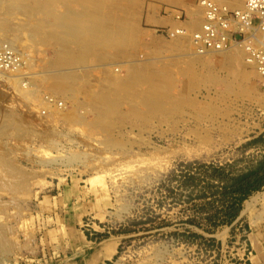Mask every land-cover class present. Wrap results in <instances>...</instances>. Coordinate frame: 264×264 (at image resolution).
Here are the masks:
<instances>
[{
    "label": "rangeland",
    "instance_id": "rangeland-1",
    "mask_svg": "<svg viewBox=\"0 0 264 264\" xmlns=\"http://www.w3.org/2000/svg\"><path fill=\"white\" fill-rule=\"evenodd\" d=\"M193 1L120 0L123 9L118 12L132 13L129 32L135 38L111 62L147 61L167 68L156 71L162 78L167 72L178 90L187 87L190 97L217 109L214 114L205 111L197 116L189 110L178 118L181 121L155 118L148 125L133 116L113 115L112 135L123 141L121 146L105 139L107 132L89 125L95 114L91 106L79 104L86 100L79 83L75 95L79 101L60 96L63 111L78 113L80 119L74 120L50 116L49 110L20 97L0 77V264H237L249 253L247 264L252 261L250 222L242 210L246 200L264 191V183L240 200L231 188L237 175L250 173L241 182L244 187L264 174L257 170L264 159V108L240 93L246 82L233 75L232 66L191 55L188 46L178 47L180 41L165 32L173 31L178 10L180 21L188 17ZM9 5L15 21L16 4ZM31 40L24 38L28 47L33 46L28 48L35 64L32 71L54 69L47 64L55 57L54 45L37 37ZM0 48L8 51L4 41ZM14 61L9 51L2 53L0 69ZM102 63L85 69L92 77L88 82L82 76L80 85L88 92L102 91L103 83L98 82L105 76L99 71ZM229 81L234 86L226 85L227 90ZM48 82L42 80L39 93L48 89ZM250 82L264 90L256 78ZM128 108L124 100L122 109ZM227 121L237 126L233 140L215 135L212 142H199L191 132L198 123L209 128ZM255 209L260 211V205Z\"/></svg>",
    "mask_w": 264,
    "mask_h": 264
},
{
    "label": "bare ground",
    "instance_id": "bare-ground-1",
    "mask_svg": "<svg viewBox=\"0 0 264 264\" xmlns=\"http://www.w3.org/2000/svg\"><path fill=\"white\" fill-rule=\"evenodd\" d=\"M13 1L17 9L15 21H12L10 18V11H13L9 9V4ZM69 2L75 3L78 6H70L68 4ZM119 4L120 0H0V42H6L8 51L15 58L11 66L0 69V77L9 82L18 91L20 97L38 102L46 110H49L51 112L50 116L61 115L60 118L62 119L74 120L78 119V113L76 114L75 111L71 112V110L63 111L65 106L62 101L63 98H60V96L70 98L75 103L77 100L75 95L78 92L77 86L79 83V87L82 90H86V100L85 102L84 100H77L80 102L78 103L82 108L84 106H91L92 114H95L92 122H89V125L96 129L100 128L103 132H107V136L104 138L106 139L108 137V141L116 145H121L123 141L120 143L119 138L117 139V136L112 135L113 115L120 119L123 116H133L140 124L148 125L155 118H159L160 121L176 122L178 118L180 119L183 116L185 111L189 110H193L197 116L205 111L214 114L215 109H210L207 102H198V99L195 100L190 97L189 91L186 92L188 90L187 87L178 90L175 86L176 84L174 85L172 81L173 77L170 75L172 77L170 78L171 81L168 79V76L166 77V74L168 75L166 71L165 77L162 78L156 69L167 68L162 67L160 64L162 68L159 65V68H156L153 63H148L147 61L139 65L131 64L130 62H116L118 65H114V62H111V59L118 57L117 55L125 53L124 46L134 41L135 38L129 32V18L132 17V13L130 15V11H125V16L121 15L118 12L119 8H121ZM210 4L218 7L220 12L224 11L228 14H220L221 18L228 23L227 27H223L218 21L209 18L208 7ZM104 7H107V9H104ZM228 8L234 9L230 10ZM122 9H120L121 12ZM124 10L129 9L124 7ZM235 12L246 14L244 16L245 19L242 18L240 20L234 14ZM255 13H257L255 10L248 8L247 0H194L188 11V17L184 21H180L178 18L181 15L178 16V10L176 18L173 19L174 23L171 25L173 31L168 30L165 32L175 42L180 41L176 42L178 47L185 48V46H188L191 50V55L199 59L212 58L218 64L224 63V66L225 64L232 66L233 69H231V72L233 75H236L246 82V84L244 83L245 86L241 85L242 88L241 86L239 87V89L241 88L240 93L247 95L253 105L256 104L264 108V90H259L258 86L250 82L251 78L254 77L258 81L257 85H264V60L260 63L259 56L257 55L264 50V27L259 24ZM21 20L23 21L20 22ZM205 24L214 26L216 35H223L229 38L230 43L212 47L204 46L201 41L196 39V34L203 32ZM36 37L49 44L52 43L55 47V57L47 61L48 66L54 67V69L44 73L32 71V69H35V64L33 62V53L28 48L33 46L28 47L30 44L28 43L29 45H26L24 43V38L35 40ZM112 48L114 51L117 50L116 54L108 53ZM0 49H2L0 55L7 51L3 48ZM104 60H107V62L102 63ZM205 60L207 62L209 59ZM94 63H102L100 64L101 70L99 71L105 76L103 78V75H99L102 77L98 81L103 83L99 86L102 91L92 93L88 92L87 87H82L80 82L83 80L82 76L88 82L91 80L90 78L92 76L90 77L89 70L85 69H92ZM115 66L118 67L116 68ZM122 67L124 70L123 75V72L121 73ZM81 69L83 72L80 71L81 74L79 75L78 70ZM205 73L203 74L205 75ZM214 76L213 78H216ZM216 76L219 77L218 75ZM220 78L222 79L223 77ZM225 78L219 80L224 84V82H227L224 81ZM44 79L45 82L50 81L48 82V89H44L43 92L41 91L39 93L40 85H42V80L44 81ZM190 79L189 77L187 81ZM192 80H194L193 77ZM198 81H200V78ZM212 82H216V80ZM144 84H146L144 88L140 86ZM188 84L190 86V83ZM229 84L233 83L229 81L228 84L225 83V86ZM43 86L45 87V85ZM193 86H191L192 89L195 88ZM229 88L230 86H226L227 90ZM223 90H225V87H223ZM82 98L84 99L85 96ZM134 99L137 100L135 101ZM124 100L129 103V108L126 111L122 109ZM72 105H75L77 108L76 104ZM198 106L200 107L198 108ZM84 109L86 110V108ZM219 110L218 112H220ZM225 123L224 125H213L209 128L201 127L198 123L193 130L191 127L189 129L192 130L191 132L199 142H212L215 135H219L221 137L220 139L224 141L233 140L232 135L237 134L235 130L237 126L227 125L229 123L228 121ZM176 130L178 129L175 128ZM186 130L185 132H187ZM181 143L183 142L181 141ZM190 152L186 151L184 153H189L188 155H190ZM199 154L197 153V156ZM257 205H260V211H256L255 208ZM242 214L246 215L250 222L251 231L249 233V239L256 251V254L252 257V261L257 260L258 264H264V191L245 201ZM1 238L2 231L0 230Z\"/></svg>",
    "mask_w": 264,
    "mask_h": 264
},
{
    "label": "built area",
    "instance_id": "built-area-1",
    "mask_svg": "<svg viewBox=\"0 0 264 264\" xmlns=\"http://www.w3.org/2000/svg\"><path fill=\"white\" fill-rule=\"evenodd\" d=\"M247 4H248V8L255 10L257 12V13H255L257 20H258L259 24L262 27H264V0H247ZM208 13H209L210 19H214V20L218 21L223 27H227L228 23L223 18H221V16H220V14H226L224 11L220 12L218 7H216L213 4H210L208 7ZM234 14L237 17H239L240 20H242V18L245 19L244 16L246 14L237 13V12H235ZM226 15H228V14H226ZM213 27L214 26H211L210 24H205L203 32L196 34V39L201 41L203 43V45L206 47L226 45V44L230 43L229 38H228V40H226L227 37H225L223 35L217 36ZM0 52H2V49H0ZM9 54H11V53L9 52ZM257 55L259 56L260 63L263 62L264 50L259 52ZM258 56H257V58H258ZM249 254L245 255V258H242L237 264H247L248 259H249ZM232 264H235V263H232Z\"/></svg>",
    "mask_w": 264,
    "mask_h": 264
},
{
    "label": "trees",
    "instance_id": "trees-1",
    "mask_svg": "<svg viewBox=\"0 0 264 264\" xmlns=\"http://www.w3.org/2000/svg\"><path fill=\"white\" fill-rule=\"evenodd\" d=\"M259 167H257V170H264V159L259 161L258 163ZM249 172L245 173V174H240V175H237L235 177H233L234 182L236 183V186L234 187V185L232 184V188L231 189H234L236 191V193H238V196L237 198L240 200L242 199V197H244L248 192H250L251 190H254V189H257L260 185H262L264 183V174L256 179L255 181H253L252 183L250 184H247L246 186L243 187L242 185V180L244 179V177L246 176H249ZM235 212H236V209L235 211L232 213V217H234L235 215Z\"/></svg>",
    "mask_w": 264,
    "mask_h": 264
},
{
    "label": "crops",
    "instance_id": "crops-1",
    "mask_svg": "<svg viewBox=\"0 0 264 264\" xmlns=\"http://www.w3.org/2000/svg\"><path fill=\"white\" fill-rule=\"evenodd\" d=\"M251 244V243H250ZM252 246V245H251ZM252 249H253V252H254V255L256 254V252H255V250H254V248L252 247ZM253 255V256H254ZM253 260V259H252ZM253 262V263H252ZM249 264H258V261L257 260H255V261H251V258H250V263Z\"/></svg>",
    "mask_w": 264,
    "mask_h": 264
}]
</instances>
